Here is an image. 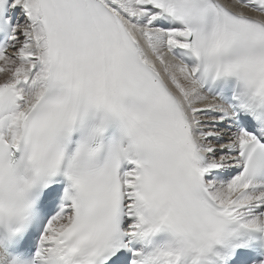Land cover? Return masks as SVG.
Wrapping results in <instances>:
<instances>
[{
  "label": "snow or ice",
  "instance_id": "snow-or-ice-1",
  "mask_svg": "<svg viewBox=\"0 0 264 264\" xmlns=\"http://www.w3.org/2000/svg\"><path fill=\"white\" fill-rule=\"evenodd\" d=\"M0 264H264V0H0Z\"/></svg>",
  "mask_w": 264,
  "mask_h": 264
}]
</instances>
